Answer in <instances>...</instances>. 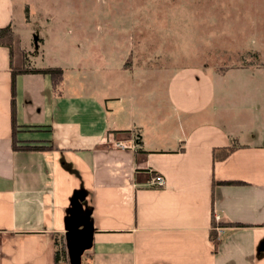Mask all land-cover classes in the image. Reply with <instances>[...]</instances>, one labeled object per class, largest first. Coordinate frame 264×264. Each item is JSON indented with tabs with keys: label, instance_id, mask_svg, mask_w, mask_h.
<instances>
[{
	"label": "crops",
	"instance_id": "crops-1",
	"mask_svg": "<svg viewBox=\"0 0 264 264\" xmlns=\"http://www.w3.org/2000/svg\"><path fill=\"white\" fill-rule=\"evenodd\" d=\"M13 15V0H0V29L15 34ZM127 64L82 66L80 81L75 65L59 67L56 88L49 75H17L13 133L15 64L0 44V264H54L61 246L59 264H264L261 129L230 122L232 93L218 96L203 69L169 71L154 108L133 92ZM241 131L251 139L236 142ZM155 176L163 187L150 185ZM74 232L90 241L77 262Z\"/></svg>",
	"mask_w": 264,
	"mask_h": 264
},
{
	"label": "rangeland",
	"instance_id": "rangeland-1",
	"mask_svg": "<svg viewBox=\"0 0 264 264\" xmlns=\"http://www.w3.org/2000/svg\"><path fill=\"white\" fill-rule=\"evenodd\" d=\"M13 2L15 66L75 65L80 81L82 66L118 71L128 58L133 92L154 97V108L169 71L197 67L212 75L218 96L232 93L230 122L256 126L264 140V0ZM109 70L101 74L111 79L108 90H117V72L112 77ZM239 135L236 142L251 139V132Z\"/></svg>",
	"mask_w": 264,
	"mask_h": 264
},
{
	"label": "trees",
	"instance_id": "trees-1",
	"mask_svg": "<svg viewBox=\"0 0 264 264\" xmlns=\"http://www.w3.org/2000/svg\"><path fill=\"white\" fill-rule=\"evenodd\" d=\"M14 33L12 31V28L10 26L0 29V44L6 48L9 49L10 55L12 54V45L14 44ZM13 57V54H12ZM20 74H42V75H49L52 81V86L53 88H56L58 84L61 83L62 80V70L59 67H50V68H35V67H30V66H12L11 70V78H10V92H11V126H12V131L13 133L15 132L16 128V123H15V78L17 75ZM238 146L235 144H230V146L221 149L220 151H213V160H219V159H224L228 154L236 149ZM39 147L36 148H29L31 150H36ZM219 154V156H218ZM238 183V182H235ZM225 184H232L231 182H226ZM63 246L59 247V251L55 253V258H54V264H59L62 260H66V255L63 250Z\"/></svg>",
	"mask_w": 264,
	"mask_h": 264
},
{
	"label": "water",
	"instance_id": "water-1",
	"mask_svg": "<svg viewBox=\"0 0 264 264\" xmlns=\"http://www.w3.org/2000/svg\"><path fill=\"white\" fill-rule=\"evenodd\" d=\"M77 197L74 198L73 200V206H74V214H76L79 210V205L76 202ZM77 232L74 233H68L66 235V238L70 239L72 236L74 237V240L71 242L75 248H71L73 249V251L71 250V260L77 262L78 261V257L81 255V253L85 250L88 249L90 247V241L88 240L87 242H76L75 237H76ZM78 235V234H77Z\"/></svg>",
	"mask_w": 264,
	"mask_h": 264
},
{
	"label": "built area",
	"instance_id": "built-area-1",
	"mask_svg": "<svg viewBox=\"0 0 264 264\" xmlns=\"http://www.w3.org/2000/svg\"><path fill=\"white\" fill-rule=\"evenodd\" d=\"M151 186H157V187H163L165 185V182L161 176H155L150 180ZM215 221H219V216L214 217Z\"/></svg>",
	"mask_w": 264,
	"mask_h": 264
}]
</instances>
